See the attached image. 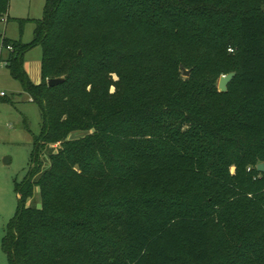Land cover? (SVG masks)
<instances>
[{
	"label": "trees",
	"instance_id": "trees-1",
	"mask_svg": "<svg viewBox=\"0 0 264 264\" xmlns=\"http://www.w3.org/2000/svg\"><path fill=\"white\" fill-rule=\"evenodd\" d=\"M10 2L0 0V21ZM44 8L33 42L4 40L6 67L42 118L3 241L9 264H205L214 219L224 228L216 264H264V0ZM114 29L140 30L148 42L155 32L177 36L178 53L154 61L157 51L145 44L138 55L128 33L116 45ZM34 47L38 85L25 71ZM149 54L150 66L128 70ZM233 72L228 93L217 92L220 74Z\"/></svg>",
	"mask_w": 264,
	"mask_h": 264
},
{
	"label": "rangeland",
	"instance_id": "rangeland-1",
	"mask_svg": "<svg viewBox=\"0 0 264 264\" xmlns=\"http://www.w3.org/2000/svg\"><path fill=\"white\" fill-rule=\"evenodd\" d=\"M211 1L222 2L223 0ZM45 3L46 0H11L9 6L10 22L7 23V16H4L0 21V40L4 38L10 41H20L23 44L33 42L36 26L34 21L43 19ZM21 20L26 21L23 27L18 23ZM127 33L130 35L128 39H133L132 46L138 51V55L141 54V51H139L141 50L140 48L145 46V44L151 45L149 52L156 53L157 51V58L154 61L161 57L169 56L172 51L178 53L179 44L177 42V36L172 37L169 34H156L157 32L153 34L152 41L148 42L140 30L114 29L112 37L116 41V45L119 44L118 42L122 39V35L125 36ZM232 48L234 46L228 48L229 54H231ZM121 49L120 45L116 47L115 52L119 53L118 56H120ZM232 54L234 55V53ZM25 56V71L32 81L38 77V81L41 83L40 66L43 60L42 48L34 47ZM149 56L150 54L146 55L141 60V63H130L132 66H129L128 70L134 74V71L139 72L143 66H150L154 61H150ZM2 57L3 59L0 57V93L5 94L6 97L3 99H11L14 103L0 101V264H9L6 252L4 251L3 241L7 235L9 223L17 214L19 200L15 191L16 184L17 182H23L31 169V161L34 153V138L41 135L42 118L39 107L35 103L30 102L29 95L25 93L18 81L13 80L8 71L6 67L7 53L4 52ZM187 70L190 71L191 75V70ZM222 76L224 74H220L216 80L217 92H220L219 81ZM165 77L167 78V76ZM180 77L183 80L188 78H185L183 73H181ZM115 80L117 82L118 78H115ZM115 90L116 88L112 87L111 91L114 92ZM233 97L234 94L232 96V104L234 105L236 104V100ZM237 100L239 101V97ZM80 135L81 133L78 132L73 136L78 138ZM258 166L256 168L257 171ZM235 173L236 166H232L230 168V175L235 176ZM37 197L39 199L38 195ZM211 223L210 238L211 252L213 255L211 261L205 264H216L221 261L223 256V250L221 249L224 239L223 225H220L215 219ZM119 230H121V226ZM120 233H117V235ZM174 264L193 263L186 256H182Z\"/></svg>",
	"mask_w": 264,
	"mask_h": 264
},
{
	"label": "water",
	"instance_id": "water-1",
	"mask_svg": "<svg viewBox=\"0 0 264 264\" xmlns=\"http://www.w3.org/2000/svg\"><path fill=\"white\" fill-rule=\"evenodd\" d=\"M79 54H80V52H79ZM189 75H190V71L187 69L186 70L183 69V76L186 78V77H189ZM235 76H236V73L233 72L231 74L224 75L220 78L219 91L221 93L227 92L228 86L230 85V83L232 82V80ZM63 81H64L63 78H61V79H49L47 83H48L49 87H56V86L60 85ZM258 171L260 173H264V164L258 166Z\"/></svg>",
	"mask_w": 264,
	"mask_h": 264
},
{
	"label": "built area",
	"instance_id": "built-area-1",
	"mask_svg": "<svg viewBox=\"0 0 264 264\" xmlns=\"http://www.w3.org/2000/svg\"><path fill=\"white\" fill-rule=\"evenodd\" d=\"M5 39L4 38H2L0 41V57H1V59H3V53L4 52H6V53H9V52H12L13 51V49H12V47L11 46H8V45H6V43H5V41H4ZM233 51V50H232ZM0 95L1 96H5V94L4 93H0Z\"/></svg>",
	"mask_w": 264,
	"mask_h": 264
},
{
	"label": "crops",
	"instance_id": "crops-1",
	"mask_svg": "<svg viewBox=\"0 0 264 264\" xmlns=\"http://www.w3.org/2000/svg\"><path fill=\"white\" fill-rule=\"evenodd\" d=\"M7 23H9L10 22V17H9V14H8V16H7ZM40 69H41V66H40ZM40 74H41V72H40ZM37 77V76H36ZM39 79H38V77L37 78H34V84H36V85H38V84H40V82L38 81ZM30 102H31V99H30Z\"/></svg>",
	"mask_w": 264,
	"mask_h": 264
}]
</instances>
